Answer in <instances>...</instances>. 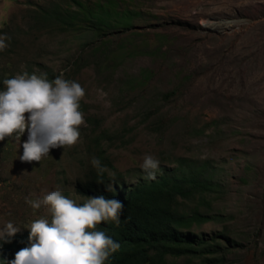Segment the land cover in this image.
I'll use <instances>...</instances> for the list:
<instances>
[{
  "label": "rangeland",
  "instance_id": "obj_1",
  "mask_svg": "<svg viewBox=\"0 0 264 264\" xmlns=\"http://www.w3.org/2000/svg\"><path fill=\"white\" fill-rule=\"evenodd\" d=\"M104 1L0 0V35L10 37L0 90L4 79L35 72L63 75L86 93L74 146L29 163L19 159L27 130L0 141V227L12 221L29 232L50 219L25 197L57 186L85 202L75 185L98 140L103 162L131 182L146 154L158 172L210 178L213 189L181 210L202 211L191 230L215 237L218 250L167 255L166 264H264V0H112L108 29L89 11ZM124 10L127 22H117Z\"/></svg>",
  "mask_w": 264,
  "mask_h": 264
},
{
  "label": "clouds",
  "instance_id": "obj_2",
  "mask_svg": "<svg viewBox=\"0 0 264 264\" xmlns=\"http://www.w3.org/2000/svg\"><path fill=\"white\" fill-rule=\"evenodd\" d=\"M9 39L7 34L0 35V51L8 47L6 41ZM3 84L0 141L13 136L20 139L27 130L28 138L23 142V153L19 157L21 161L40 162L51 149L71 147L79 141L80 127L85 124L80 101L86 94L79 82L65 79L63 75L49 80L46 73L29 75L24 72L4 79ZM91 163L100 174L106 170L97 157H93ZM141 167L146 173L144 178L154 180L159 160L146 154ZM107 190L113 191V186H107ZM81 195L87 200L79 204L63 195L57 186L36 199L25 197L33 210L47 208L50 219L41 217L32 221L27 227L30 230L28 246L8 251L10 255L5 254L0 264H105L121 245L104 231L96 230V226L107 221L118 225L124 205L103 195L90 198ZM20 228L7 221L0 227V241L11 242Z\"/></svg>",
  "mask_w": 264,
  "mask_h": 264
},
{
  "label": "trees",
  "instance_id": "obj_3",
  "mask_svg": "<svg viewBox=\"0 0 264 264\" xmlns=\"http://www.w3.org/2000/svg\"><path fill=\"white\" fill-rule=\"evenodd\" d=\"M112 2H97L96 7L89 10L95 17V25H104L107 29L111 27L108 18H111L109 8ZM128 14L129 11H122L117 22L121 20L126 23ZM97 147L98 140L93 143L94 153L88 152L90 160L97 157L101 166L113 172L108 173L106 169L100 174L91 164L83 179L76 182V189L89 198L103 195L117 199L124 205L118 225L107 221L96 226V230L104 231L121 245L105 264H166L167 255L194 254L200 249L211 252L218 250L219 244H215V237L210 242L191 230L194 223L204 219L202 211L198 207L190 213L181 210V203L185 199L202 197L206 191L213 189L208 176L200 170L178 174L179 169L176 168L172 172L157 171L156 178L148 180L144 178L146 173L139 169L137 180L131 182L114 165L103 162L108 158L100 154L97 150L100 148ZM107 186H113V191H108ZM28 235L29 232H17L11 242L0 241V260L5 254L10 255L8 251L27 247ZM225 239L231 242L229 237Z\"/></svg>",
  "mask_w": 264,
  "mask_h": 264
}]
</instances>
